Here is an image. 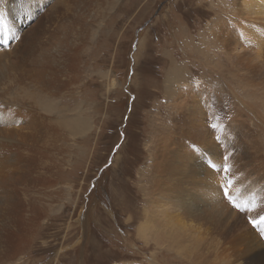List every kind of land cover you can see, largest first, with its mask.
I'll list each match as a JSON object with an SVG mask.
<instances>
[{
  "label": "rangeland",
  "instance_id": "rangeland-1",
  "mask_svg": "<svg viewBox=\"0 0 264 264\" xmlns=\"http://www.w3.org/2000/svg\"><path fill=\"white\" fill-rule=\"evenodd\" d=\"M241 2L59 4L69 6L66 54L80 60L66 96L77 98L71 110L82 104V122L51 139L52 199L16 257L6 251L15 225L6 211L14 192L29 197L10 175L29 159H10L0 264H264V223H249L264 216V21L247 20ZM47 14L45 28L57 17ZM53 67L60 77V60ZM177 69L184 80L171 79ZM197 203L204 212L193 218Z\"/></svg>",
  "mask_w": 264,
  "mask_h": 264
},
{
  "label": "bare ground",
  "instance_id": "bare-ground-1",
  "mask_svg": "<svg viewBox=\"0 0 264 264\" xmlns=\"http://www.w3.org/2000/svg\"><path fill=\"white\" fill-rule=\"evenodd\" d=\"M53 1L40 0L37 3L36 0H0V35L11 30L20 37L19 41L11 40L7 44L0 42V186L11 158L21 159L22 152L26 155V160L29 159L24 170L10 175L14 184L20 186L22 192L29 197L21 200L14 192L11 205L6 211L7 217L15 223L14 230L9 232L6 241V251L11 257H16L23 250L27 235L25 230L30 234L34 232V226L45 216L44 205H48L52 199L49 192L52 189L51 166L54 163L51 139L64 137L67 130L72 131V124L76 123L80 128L79 123L82 122L79 113L83 110L82 104L78 103L71 110L69 102L77 98L69 99L70 95L66 96V90L79 76L78 63L74 62L79 58L71 60L66 54L68 37L64 35V30L67 28L69 6L59 5L64 0H55L51 5ZM241 3L242 14L244 12L247 20H254L255 23L264 21V0H242ZM24 7L30 8V12L23 11ZM40 9L43 14L38 18ZM47 12L57 14L56 21L52 19L56 22L55 29H51L52 21L47 28L43 26V16L46 17ZM250 23L246 24L250 26ZM251 29L258 32L259 28L254 26ZM54 45L58 48L53 47ZM260 53L257 56L261 57ZM55 58L61 62L60 77L54 71ZM69 70L73 76L67 80L65 77ZM171 79L184 80L180 70L179 76ZM71 113L73 117L70 118ZM193 173L197 174V170ZM30 198L41 205L35 209L34 200ZM198 204L202 205L192 204L193 218L199 217L203 211H197ZM178 205L183 206V203ZM194 221L195 238L199 240L206 230H201L200 226L205 225L199 218ZM138 233L139 236L144 235L139 231ZM183 256L188 257L187 254Z\"/></svg>",
  "mask_w": 264,
  "mask_h": 264
},
{
  "label": "snow or ice",
  "instance_id": "snow-or-ice-1",
  "mask_svg": "<svg viewBox=\"0 0 264 264\" xmlns=\"http://www.w3.org/2000/svg\"><path fill=\"white\" fill-rule=\"evenodd\" d=\"M22 10L25 11V12H30V8H28V7H24V8H22ZM11 40L19 41L20 37L14 31H11V30L4 31L3 34L0 35V42H2L4 44H7ZM211 127L215 129V128L218 127V125L212 124ZM217 140H219V137H217ZM197 150H198V146L195 145V143H194L193 151L195 152ZM228 160H229V155H224L223 156L224 163L222 165V168H223V172L225 174H227L230 171V165L227 163ZM208 167L209 168H216L217 165L215 163L208 162ZM228 184H231V180L228 181ZM224 196L229 199V202L238 211H245L244 207H242L240 204L235 203L234 200H232L230 197H228V191H227L226 187H225V190H224ZM249 223L252 224L254 227L258 226V224L264 223V216H261L259 221L250 219ZM261 236L264 237V229L261 230Z\"/></svg>",
  "mask_w": 264,
  "mask_h": 264
},
{
  "label": "crops",
  "instance_id": "crops-1",
  "mask_svg": "<svg viewBox=\"0 0 264 264\" xmlns=\"http://www.w3.org/2000/svg\"><path fill=\"white\" fill-rule=\"evenodd\" d=\"M22 251H23V250H22ZM22 251H21V252H22ZM21 252H20V253H21ZM18 255H19V254H18Z\"/></svg>",
  "mask_w": 264,
  "mask_h": 264
}]
</instances>
